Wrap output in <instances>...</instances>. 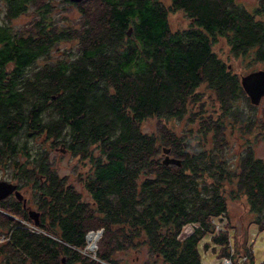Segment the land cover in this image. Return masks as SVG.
I'll return each instance as SVG.
<instances>
[{
  "label": "trees",
  "instance_id": "trees-1",
  "mask_svg": "<svg viewBox=\"0 0 264 264\" xmlns=\"http://www.w3.org/2000/svg\"><path fill=\"white\" fill-rule=\"evenodd\" d=\"M63 1L79 9L78 23L65 28L49 2L0 0V167H11L18 187H32L38 207L34 225L21 201H0V264H121L119 253L142 248L135 264H201L210 218L227 214L226 184L264 234V160L253 152L264 139V105L250 103L213 51L223 37L233 57L264 63V0L252 11L236 0H170L168 8L158 0ZM30 10L37 18L15 29L12 21ZM174 10L186 28L170 30ZM62 40L69 56H51ZM202 84L217 108L196 92ZM147 118H186L188 127L146 133ZM235 131L243 141L236 165L225 152ZM55 147L87 160L89 201L53 168ZM162 148L180 165H163ZM187 224L193 231L181 236ZM96 230L92 258L81 251ZM227 238L212 237L223 255ZM232 246V262L264 264L235 239Z\"/></svg>",
  "mask_w": 264,
  "mask_h": 264
},
{
  "label": "rangeland",
  "instance_id": "rangeland-1",
  "mask_svg": "<svg viewBox=\"0 0 264 264\" xmlns=\"http://www.w3.org/2000/svg\"><path fill=\"white\" fill-rule=\"evenodd\" d=\"M44 1L49 2L50 5L53 6L51 13L52 18L53 20L58 19V21L64 23L62 25L64 26L63 28L68 25H74V23L77 22L79 9L73 6L66 5L63 0ZM158 1H160L166 8H168L170 0ZM236 1L243 5L249 11L254 10V8L258 5V0ZM34 17L37 18L34 11L30 10L27 13L15 18L11 24L15 29H21L25 25V29H27L29 23ZM167 21L170 30L176 31L186 28L188 19L183 12L174 10L168 12ZM69 42V40H62L57 43L56 50H54L55 54L50 55L55 56V58L64 57L67 55L69 56ZM213 51L223 62H225V64H228V66H230L231 72L235 74L239 78V80L241 76L249 72L264 69V63L251 62L240 57H233L227 45V40L223 37H218L216 43L213 45ZM45 61L46 60L44 57H40L35 61L34 64L36 66H40L43 65ZM196 92L204 93L202 94V101H207V109L218 107V102L214 99L213 92L207 89L205 84H202ZM259 104L260 105L258 107H262L264 105V101L260 100ZM239 105L242 106V104L240 103ZM185 119L177 120L174 118H161L160 120H158L157 118H147L142 121L141 128L146 133H156L159 125H165L169 127L170 130L174 133L182 134V130L185 127H188V125H186ZM238 134L239 133L236 131L233 134H227V144L225 149L229 161L234 162V165H236L235 163L238 159L237 155L238 152L242 150L241 143H243V141L239 139ZM33 144L34 139H30L29 146L35 147ZM162 149L160 152L161 159L164 156L162 153ZM253 152L256 157L262 158L264 160V139L258 138L254 141ZM48 155L53 164V168L56 170L58 175L67 176V181L75 185V187L81 192V196L84 197L83 199H89L90 197L87 198L88 194L83 192L80 188L81 178L85 175L88 169L86 166L88 165L87 160H80L78 156H73L69 151L61 147L50 149ZM20 159L23 161L25 160L26 162V158L20 156ZM11 170V167L6 168V172L4 174H6V177L12 179ZM231 187L232 186L230 184H226L227 214L217 217H211L210 223L213 225L214 231L213 233H206L199 241L198 245L201 264H223V262L227 259L232 260V257H234V255L236 256V249L234 248L235 246H232V241L234 239L236 240L237 244L241 246L239 248L244 249L245 247V251L248 250L249 254L251 255L253 254L252 252H254V256L258 263H262L264 261V234L263 232H260L262 235H259L256 226L251 223L253 216L249 212L245 198L243 196H241L240 198H232L230 196L229 190H231ZM27 196L28 198L26 201V207L29 208V210L37 211L38 207L35 204L33 197H31L30 195ZM192 231L193 226L191 224L184 225L181 230V236L185 234L188 235ZM219 234H226L228 237V255H223L222 250H224V248H222V245L212 242V237L218 236ZM1 240H3L2 236H0V241ZM96 245L97 243L95 244L92 251H89L85 248L84 253H82L84 255L93 256V254L96 252ZM145 255L146 252L144 248H142L140 252L126 251L119 253L117 256L122 257L125 260V262L121 264H135L142 262Z\"/></svg>",
  "mask_w": 264,
  "mask_h": 264
},
{
  "label": "water",
  "instance_id": "water-1",
  "mask_svg": "<svg viewBox=\"0 0 264 264\" xmlns=\"http://www.w3.org/2000/svg\"><path fill=\"white\" fill-rule=\"evenodd\" d=\"M73 3L81 2L82 0H69ZM240 84L243 88L244 92L249 98V101L253 105H258L261 98L264 97V69L256 70L249 72L240 77ZM163 158L161 159V163L163 165H180V160L174 157L169 156V149H162ZM13 193L15 198L18 201L22 202V205L25 206V198H23L22 194L16 189V185L12 184L5 180H0V200ZM28 216L33 220L34 225L38 223V212L29 210Z\"/></svg>",
  "mask_w": 264,
  "mask_h": 264
},
{
  "label": "flooded vegetation",
  "instance_id": "flooded-vegetation-1",
  "mask_svg": "<svg viewBox=\"0 0 264 264\" xmlns=\"http://www.w3.org/2000/svg\"><path fill=\"white\" fill-rule=\"evenodd\" d=\"M170 157H172L171 155H169ZM6 172V169L0 167V180H5V181H8L12 184H15L16 185V189L22 194L23 198H25V200L27 201V198L29 195V192L32 190V187L30 185H26V186H23V187H18L17 183H16V180L15 179H11V178H8L6 177L4 174ZM80 188L83 190L82 186L80 185ZM9 197H15L13 193L9 194L8 196H6L5 198H3L2 200H5ZM82 198H84L83 196H81ZM87 198H89V196L87 195ZM90 199V198H89ZM89 199H86L85 201H89ZM0 200V201H2ZM26 201H25V206L22 205L23 208L26 209V212L28 214V210L29 208L26 207Z\"/></svg>",
  "mask_w": 264,
  "mask_h": 264
},
{
  "label": "built area",
  "instance_id": "built-area-1",
  "mask_svg": "<svg viewBox=\"0 0 264 264\" xmlns=\"http://www.w3.org/2000/svg\"><path fill=\"white\" fill-rule=\"evenodd\" d=\"M28 228L32 229V228H34V227H33V225H28ZM89 234H95V235H98V236L100 237V235H101V230L89 231V232L86 234V236H85V242H87V236H88ZM86 247H87V243H86L84 249L81 251V253H82V252L84 253V250H85ZM96 249H97V245H96ZM95 251H96V250H95ZM252 251H253V249H252ZM252 251H251V252H252ZM83 253H82V254H83ZM252 253H254V252H252ZM87 256H89V255H87ZM90 257L94 258V254H93V256H90ZM224 259H225V258H224ZM222 260H223V259H222ZM244 260H245V256H241V257H239V258L237 259L236 263L232 262V260L227 259V260H225V261L223 262V264H241Z\"/></svg>",
  "mask_w": 264,
  "mask_h": 264
},
{
  "label": "bare ground",
  "instance_id": "bare-ground-1",
  "mask_svg": "<svg viewBox=\"0 0 264 264\" xmlns=\"http://www.w3.org/2000/svg\"><path fill=\"white\" fill-rule=\"evenodd\" d=\"M99 239V236L98 235H95V234H89L87 236V247L86 249L89 250V251H92L95 244L97 243Z\"/></svg>",
  "mask_w": 264,
  "mask_h": 264
},
{
  "label": "crops",
  "instance_id": "crops-1",
  "mask_svg": "<svg viewBox=\"0 0 264 264\" xmlns=\"http://www.w3.org/2000/svg\"><path fill=\"white\" fill-rule=\"evenodd\" d=\"M259 235H262L261 233H259Z\"/></svg>",
  "mask_w": 264,
  "mask_h": 264
}]
</instances>
